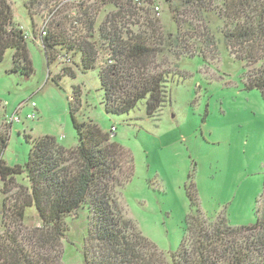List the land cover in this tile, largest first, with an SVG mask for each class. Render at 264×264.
Masks as SVG:
<instances>
[{"label": "trees", "instance_id": "16d2710c", "mask_svg": "<svg viewBox=\"0 0 264 264\" xmlns=\"http://www.w3.org/2000/svg\"><path fill=\"white\" fill-rule=\"evenodd\" d=\"M49 1L27 0L33 24L29 32L14 21L13 4L0 0V61L13 50V72L33 73L28 53V41L33 40L43 47L49 72L55 65L62 71L54 82L65 75L75 78L77 70L98 68L108 114H130L145 100L147 116L155 118L171 101V85L188 78L181 62L201 57L209 64L219 56L223 40L242 63L245 88L258 90L264 100V0H168L164 24L157 0H55L53 6ZM107 5L113 9L99 21ZM44 21L47 35L42 36ZM217 23L223 26L216 34L211 24ZM72 99L78 138L74 147L51 136L33 138L28 161L11 166L4 152L14 122L0 131L5 206L0 264H59L60 256L51 259L46 252L59 251L69 231L67 220L81 210L87 219L85 264H264V187L253 224L232 225L225 215L211 218L198 209L188 216L179 249L160 252L118 205L112 178L120 168V146L110 142V133L92 116H78L80 87ZM19 176L28 185L19 183ZM189 186L195 199V186ZM33 207L41 226L27 227L26 211Z\"/></svg>", "mask_w": 264, "mask_h": 264}, {"label": "rangeland", "instance_id": "374dc122", "mask_svg": "<svg viewBox=\"0 0 264 264\" xmlns=\"http://www.w3.org/2000/svg\"><path fill=\"white\" fill-rule=\"evenodd\" d=\"M9 1L15 10L14 21L32 32L27 0ZM167 1L157 0L162 24L167 21ZM54 2L49 1L50 6ZM112 9L103 7L99 21ZM211 26L217 34L223 24ZM222 42L219 56L209 64L201 57L181 62L188 78L171 85V101L155 118L147 116L145 100L130 114H108L103 107L98 68L77 70L75 78L65 75L56 83L52 78L62 71L55 65L49 72L39 43L28 41L34 68L31 75L12 71L13 50H8L0 61V131L8 129L11 117L23 105L17 110L21 121L11 125L5 160L11 166L25 164L33 138L51 136L61 145L76 146L69 101L75 87H80L78 116H92L110 133V142L120 146L116 154L120 168L112 178L116 179L113 188L118 205L160 252L179 249L187 234L188 216L198 209L211 218L225 215L232 225L253 224L264 187V100L258 90L245 88L242 63ZM33 111L36 118L28 119ZM132 166L133 172L126 178ZM17 181L28 185L25 176L17 177ZM121 182L124 184L119 188ZM191 183L195 199L190 197ZM4 213L0 179V233ZM67 221L69 231L59 251L49 250L46 256H60L59 264H85L86 212L76 211ZM25 224L41 226L34 207L26 211ZM95 251L92 253L97 254Z\"/></svg>", "mask_w": 264, "mask_h": 264}, {"label": "built area", "instance_id": "2783aa9c", "mask_svg": "<svg viewBox=\"0 0 264 264\" xmlns=\"http://www.w3.org/2000/svg\"><path fill=\"white\" fill-rule=\"evenodd\" d=\"M160 8H161V7H160L159 5L156 6L157 14H160ZM40 32H41V35H42V36L47 35V21H44V22L42 23V25H41V27H40ZM66 61H67L68 64L71 63L69 59H67ZM22 105H23V104H21V105L17 108V110H20V111H21ZM31 105H32L34 108H36V106H37L35 102H32ZM17 110L15 111V115L11 117L10 122H14L15 120H18V122L21 121V117L18 116V115L20 114V112L17 113ZM36 115H37L36 111H33V112L28 113L27 118H28V119H34V118H36Z\"/></svg>", "mask_w": 264, "mask_h": 264}]
</instances>
